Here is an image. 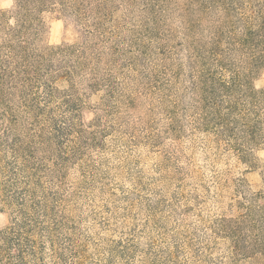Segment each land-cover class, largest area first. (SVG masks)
I'll use <instances>...</instances> for the list:
<instances>
[{"label":"rangeland","instance_id":"rangeland-1","mask_svg":"<svg viewBox=\"0 0 264 264\" xmlns=\"http://www.w3.org/2000/svg\"><path fill=\"white\" fill-rule=\"evenodd\" d=\"M262 88L264 0H0V228L64 211L63 264H264Z\"/></svg>","mask_w":264,"mask_h":264},{"label":"trees","instance_id":"trees-1","mask_svg":"<svg viewBox=\"0 0 264 264\" xmlns=\"http://www.w3.org/2000/svg\"><path fill=\"white\" fill-rule=\"evenodd\" d=\"M259 92L264 97V88ZM3 187L0 180V195ZM21 214L24 220H14L0 228V264H63L64 252L56 247L53 230L60 228V222L67 218L64 211L41 208L31 212L21 210ZM46 219H53L52 225L44 224ZM67 240L73 242L71 238ZM45 245H48L49 249L47 254L44 251ZM46 255L49 262H45ZM106 261L101 264H116L110 258ZM125 261L123 258L117 264Z\"/></svg>","mask_w":264,"mask_h":264},{"label":"clouds","instance_id":"clouds-1","mask_svg":"<svg viewBox=\"0 0 264 264\" xmlns=\"http://www.w3.org/2000/svg\"><path fill=\"white\" fill-rule=\"evenodd\" d=\"M3 6H5V7H6V6H7V4H4Z\"/></svg>","mask_w":264,"mask_h":264}]
</instances>
